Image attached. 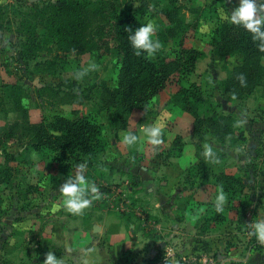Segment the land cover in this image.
<instances>
[{
	"label": "rangeland",
	"instance_id": "374dc122",
	"mask_svg": "<svg viewBox=\"0 0 264 264\" xmlns=\"http://www.w3.org/2000/svg\"><path fill=\"white\" fill-rule=\"evenodd\" d=\"M54 1L0 0L8 6L5 17L11 20L0 28V125L16 120L1 92L2 83L15 82L23 88L22 103L29 109L31 121L48 124L55 115L71 119L85 115L99 123L107 142L99 157L107 171H112L92 181L102 193L100 198L82 213L72 214L63 205L59 187L74 174L76 165L67 174L60 173L50 164L52 156L28 151L27 139L7 142L4 149L17 160L8 163L15 170L11 182L0 183V264H42L47 252H53L63 264H149L153 259L162 264H264V242L248 234V222L264 219V82L243 100L222 96L219 81L236 65L239 55L221 59L206 45L214 26L210 17L216 13L225 19L237 6L236 0H217L215 13L212 0H178L180 18L190 26L183 30L179 23L174 28L183 36L185 47L205 52L195 71L181 77L180 85L198 84L204 97L217 103V113H232L235 126L244 132L243 140L232 135L223 144L204 128L194 133L193 117L167 104L177 84H168L145 110L132 111L129 131L114 130V109L99 110L98 103L102 85L117 83L118 56L94 45L88 51H61L43 39L32 44L20 29V15L9 9L28 11L33 5ZM162 4L147 0L148 12L141 18V23L151 21L157 26L154 39L159 41L171 27L159 13ZM109 43L115 45L112 38ZM24 45L31 46V54ZM160 49L173 57L171 40ZM52 58H59L62 65L49 72L46 66H35ZM78 72L85 74L78 79ZM168 109L176 110L167 113ZM149 124L162 126V143L153 145L147 140L143 128ZM165 129L169 131L166 136ZM125 132L136 134L138 141L125 145ZM174 136L182 143L178 156L169 153V149H178L171 146ZM205 144L212 146L218 162L205 159ZM3 162L0 154V165ZM199 163L205 171H197ZM210 172L238 174L243 179L246 188L240 201L245 213L241 222L237 221L238 202L229 199L219 221L206 219L219 189ZM132 176L139 179L135 187L130 185Z\"/></svg>",
	"mask_w": 264,
	"mask_h": 264
},
{
	"label": "trees",
	"instance_id": "16d2710c",
	"mask_svg": "<svg viewBox=\"0 0 264 264\" xmlns=\"http://www.w3.org/2000/svg\"><path fill=\"white\" fill-rule=\"evenodd\" d=\"M159 13L167 20L168 33L161 36V45L171 40L175 49L173 57H168L159 49L153 57L146 54L136 55L128 40L127 29L135 30L141 26V18L148 12L147 0H55L41 6L33 5L28 11H20L14 7L9 9L13 14L20 15V29L28 35L27 41L38 44L40 40L54 43L61 51L90 50L94 46L105 53L118 56L120 71L115 85L103 84L98 103V109H114L111 126L114 130H124L128 126L130 113L134 110H145L150 100L158 95L168 84L179 85L169 96L167 103L189 113L193 117L192 130L197 133L202 128L208 131L210 137L220 144L225 143L230 136L243 140L244 132L235 124L236 117L232 113L219 114L215 101L204 97L198 84L187 87L180 85L181 77H186L196 69L199 59L205 57V52L195 47H185L183 36L174 31L179 23L186 30L190 24L180 18L181 5L178 0H160ZM217 0H212V12H216ZM260 0H258V5ZM7 5L0 3V28L11 20L5 17ZM210 17L213 28L209 31L206 45L215 56L227 59L239 55V60L219 81V92L231 101L243 100L253 94L264 82V50L259 47V41H253L251 34L243 27L233 25L228 20L220 19L216 13ZM7 18V19H6ZM6 20V21H5ZM198 22V21H197ZM198 26V23L196 24ZM115 41L110 45L109 39ZM25 51L31 54L29 45H24ZM59 58L45 59L36 62L35 66L45 67L53 71L61 64ZM243 76L242 85L239 77ZM176 76V82L174 79ZM4 99L11 105L16 114V120L11 124L0 125V154L4 159L0 165V183L9 184L14 173V167L8 163L16 161L14 153L4 149L12 139H27L28 151L46 153L50 164L60 173L67 174L71 165L86 163V176L90 181L111 174L107 171L99 154L107 146L102 126L85 115L75 119L55 115L51 122L43 124L30 120L29 109L22 103L23 88L15 82H4L1 85ZM54 93H59L57 90ZM69 103V102H62ZM1 104V103H0ZM169 153L178 156L181 153V139L176 136ZM195 166V165H194ZM192 166V168L194 167ZM198 172L205 171L200 165ZM214 179L213 185L223 188L227 199L237 201L240 211L237 221L244 218L245 205L240 201L246 184L238 174L210 172ZM131 186L138 184V177L132 176ZM105 187V186H104ZM109 190L108 187H105ZM1 201V198H0ZM222 213L217 212L212 205L206 219L219 221ZM149 264H162L154 259Z\"/></svg>",
	"mask_w": 264,
	"mask_h": 264
},
{
	"label": "clouds",
	"instance_id": "9594fccd",
	"mask_svg": "<svg viewBox=\"0 0 264 264\" xmlns=\"http://www.w3.org/2000/svg\"><path fill=\"white\" fill-rule=\"evenodd\" d=\"M224 18L233 25L243 27L251 34L253 41L260 42L259 47L264 50V0H260L259 5L258 0H239L238 5ZM127 31L129 33L128 40L136 55L146 54L148 57H153L162 47L159 39H154L157 26L151 21L142 23L135 30L127 29ZM90 67L94 69L96 65L92 64ZM84 74L85 72H78L76 76L79 79ZM239 79L243 85L245 83L244 77L241 75ZM143 134L153 145L162 143L161 125L149 124L143 128ZM138 139L139 137L132 132L122 134V142L125 145H134ZM203 156L213 163L218 162L213 148L209 144L204 145ZM86 168V163L77 164L74 174L69 176L59 187V192L63 196V205L69 213H82L91 205L93 200L99 199L102 195L98 186L87 178ZM226 199L223 188H219L215 197L217 212L223 210ZM248 224L249 236H254L258 241L264 242V219H257L254 222H248ZM42 264H63V261L53 252H47Z\"/></svg>",
	"mask_w": 264,
	"mask_h": 264
},
{
	"label": "crops",
	"instance_id": "0c3cea01",
	"mask_svg": "<svg viewBox=\"0 0 264 264\" xmlns=\"http://www.w3.org/2000/svg\"><path fill=\"white\" fill-rule=\"evenodd\" d=\"M238 2H239V0H236V4H237V5H238ZM217 4H218V3H217ZM217 4H216V6H217ZM217 11H218V9H217ZM210 22L213 24V21H212V20H211ZM166 102H167V101H166ZM167 104H168V103H167ZM169 105H171L172 108H175V107H176V106H173V105L170 104V103H169ZM176 108H177V107H176ZM177 109H178V108H177ZM175 110H176V109H168V110H167V113H173V112L175 113ZM181 112H184V111L181 110ZM184 113H185V112H184ZM186 113H187V112H186ZM167 115H168V114H167ZM163 116H166V114H163ZM127 128H128V129L125 130V131H129V127H127ZM164 131H165V136H166V133L168 134L169 131L166 130V129H165ZM175 137H176V136H174L173 139H174ZM173 139H172V140H173ZM172 140H171V142H172ZM184 150H185V151H184ZM184 150H183L184 152H186V153L188 152V149H184ZM184 152H183V153H184ZM190 160H192V157L189 158L188 161L190 162Z\"/></svg>",
	"mask_w": 264,
	"mask_h": 264
}]
</instances>
